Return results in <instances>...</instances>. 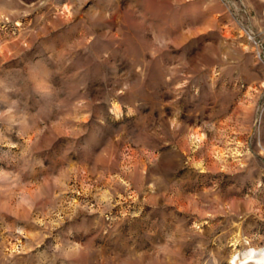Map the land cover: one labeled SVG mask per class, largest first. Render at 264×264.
Here are the masks:
<instances>
[{
	"label": "rangeland",
	"instance_id": "374dc122",
	"mask_svg": "<svg viewBox=\"0 0 264 264\" xmlns=\"http://www.w3.org/2000/svg\"><path fill=\"white\" fill-rule=\"evenodd\" d=\"M263 249L264 0H0V264Z\"/></svg>",
	"mask_w": 264,
	"mask_h": 264
},
{
	"label": "bare ground",
	"instance_id": "6f19581e",
	"mask_svg": "<svg viewBox=\"0 0 264 264\" xmlns=\"http://www.w3.org/2000/svg\"><path fill=\"white\" fill-rule=\"evenodd\" d=\"M114 110L119 113L121 111L120 106L115 104ZM233 264H264V249L260 252L253 251L244 255L239 254L234 257Z\"/></svg>",
	"mask_w": 264,
	"mask_h": 264
}]
</instances>
